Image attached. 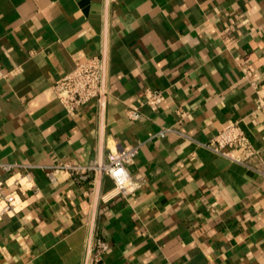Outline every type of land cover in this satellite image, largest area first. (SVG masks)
<instances>
[{
    "label": "crops",
    "instance_id": "crops-1",
    "mask_svg": "<svg viewBox=\"0 0 264 264\" xmlns=\"http://www.w3.org/2000/svg\"><path fill=\"white\" fill-rule=\"evenodd\" d=\"M94 56L105 95L69 117L53 84ZM0 67V163L15 166L0 183L33 186L0 216V264H264V118L245 77L264 94V0H0ZM147 90L165 102L131 120ZM245 118L260 150L249 167L176 133L150 138L172 127L208 142ZM119 147L139 148L129 199L103 200L107 176L48 178ZM96 234L109 244L99 259Z\"/></svg>",
    "mask_w": 264,
    "mask_h": 264
},
{
    "label": "built area",
    "instance_id": "built-area-1",
    "mask_svg": "<svg viewBox=\"0 0 264 264\" xmlns=\"http://www.w3.org/2000/svg\"><path fill=\"white\" fill-rule=\"evenodd\" d=\"M0 67V82L4 79ZM245 77L256 93L255 110L252 112L253 118L263 116L264 118V94L259 89V79L254 78L250 71L245 73ZM54 94L60 104L64 107L69 117H76L84 108L93 103H98L105 95L103 89V63L99 56H94L86 61L78 62L74 69L60 79L55 81L52 87ZM165 102V94L160 90H147L146 99L138 106H130L128 117L131 120H138L142 117L141 106H147L152 111L158 110ZM179 123L185 117L182 110H178ZM245 119L236 120L227 123L218 133L208 142H201L196 137L176 130L175 128H163L157 134L150 136L151 139L158 136H165L168 133H176L186 138L190 142L196 143L199 147L212 152L218 156L226 158L233 163L249 167L250 162L260 156V150L255 148L247 137L242 124ZM139 148L110 149L107 161L100 165L98 162H92L89 165H83L76 161L60 162L47 169L48 178L52 184H58L60 178L68 176L75 178L79 182H88L102 173L103 176L111 178L114 182V188L107 193L103 200L111 201L115 198L129 199L141 187V179L129 172V166L135 161ZM12 164L0 163V169L10 171ZM24 182H23V181ZM32 178L28 174L15 179L12 185L6 182L7 186L16 187L13 192H5L3 184L0 183V216L15 214L18 211V201L21 195H26L28 190H32ZM31 184V186H29ZM28 186V187H27ZM109 249V244L98 234L95 235V241L92 247V254L99 259Z\"/></svg>",
    "mask_w": 264,
    "mask_h": 264
},
{
    "label": "water",
    "instance_id": "water-1",
    "mask_svg": "<svg viewBox=\"0 0 264 264\" xmlns=\"http://www.w3.org/2000/svg\"><path fill=\"white\" fill-rule=\"evenodd\" d=\"M104 75H105V65H104V63H103V89L105 90V88H104ZM100 165H102L103 163H99ZM101 178H102V176H103V174L102 173H99L98 174ZM94 225V224H93ZM92 236H93V234H92Z\"/></svg>",
    "mask_w": 264,
    "mask_h": 264
}]
</instances>
